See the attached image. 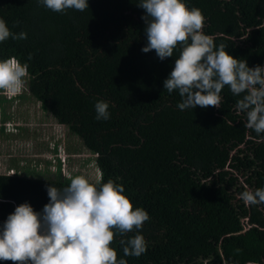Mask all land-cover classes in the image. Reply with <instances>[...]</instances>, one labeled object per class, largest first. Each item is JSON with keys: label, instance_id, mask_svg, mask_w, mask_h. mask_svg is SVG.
Listing matches in <instances>:
<instances>
[{"label": "trees", "instance_id": "trees-1", "mask_svg": "<svg viewBox=\"0 0 264 264\" xmlns=\"http://www.w3.org/2000/svg\"><path fill=\"white\" fill-rule=\"evenodd\" d=\"M87 2L83 12L56 13L38 0H0V19L12 33L27 34L0 43V60L28 65L22 90L94 156L97 174L90 182L112 180L133 209L148 213L142 229L115 235L110 246L117 259L264 264V203L240 198L264 188V133L246 127V113L236 107L243 94L225 86L219 108L181 111L179 93L163 87L181 47L164 60L142 51L147 37L140 0ZM182 2L202 12V31L217 46L226 45L249 68L264 67V0ZM98 101L108 103L109 119L95 118ZM56 166L34 176L0 173V229L22 203L42 213L47 188L63 189L76 177ZM136 234L146 252L124 256L120 240Z\"/></svg>", "mask_w": 264, "mask_h": 264}, {"label": "clouds", "instance_id": "clouds-1", "mask_svg": "<svg viewBox=\"0 0 264 264\" xmlns=\"http://www.w3.org/2000/svg\"><path fill=\"white\" fill-rule=\"evenodd\" d=\"M56 13L69 9H88L87 0H38ZM144 10L147 44L142 51L154 50L160 60L173 57L180 46L179 57L163 87L177 91L184 111L197 106L219 108L221 92L227 86L239 111L246 113V127L264 133V67L249 68L244 60L229 55L226 45L217 46L204 34V16L197 8L189 9L182 0H140ZM26 39L27 34L12 33L0 19V43L9 38ZM32 59L31 54L28 57ZM27 64L15 58L0 60V90L8 100L22 95ZM97 120L110 118L108 103L94 105ZM8 123H10L8 121ZM3 126V124H0ZM10 175V174H9ZM124 188L112 180L90 182L85 176L71 178L63 189L47 188L49 202L42 213L28 203L17 206L0 229V261L12 264H127L117 259L110 246L115 235L142 229L150 219L142 208L133 209L123 195ZM240 198L247 205L264 203V188L245 191ZM124 256L139 257L147 250L144 237L136 234L121 239Z\"/></svg>", "mask_w": 264, "mask_h": 264}, {"label": "rangeland", "instance_id": "rangeland-1", "mask_svg": "<svg viewBox=\"0 0 264 264\" xmlns=\"http://www.w3.org/2000/svg\"><path fill=\"white\" fill-rule=\"evenodd\" d=\"M3 120L10 123L0 128V173H53L60 162L64 176L82 175L94 180V156L65 126L45 114L27 92L8 100L0 90V121ZM55 146L56 152L51 150Z\"/></svg>", "mask_w": 264, "mask_h": 264}, {"label": "crops", "instance_id": "crops-1", "mask_svg": "<svg viewBox=\"0 0 264 264\" xmlns=\"http://www.w3.org/2000/svg\"><path fill=\"white\" fill-rule=\"evenodd\" d=\"M1 123H3L2 121H0Z\"/></svg>", "mask_w": 264, "mask_h": 264}]
</instances>
